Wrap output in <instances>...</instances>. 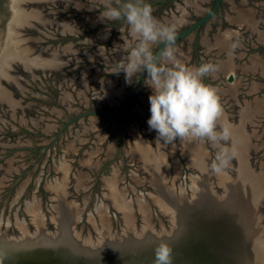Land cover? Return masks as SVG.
I'll use <instances>...</instances> for the list:
<instances>
[{"label":"water","instance_id":"95a60500","mask_svg":"<svg viewBox=\"0 0 264 264\" xmlns=\"http://www.w3.org/2000/svg\"><path fill=\"white\" fill-rule=\"evenodd\" d=\"M223 1L215 0L204 16L176 34L175 41L191 35L211 21ZM159 2L165 0L152 4ZM71 3L80 9L86 4L85 0H0V111L9 113L14 122L1 119L0 113L5 127L16 129L17 122L20 126L41 128L44 133L53 131V118L43 114L44 108L26 105L24 99L30 90L28 85L43 81V78L52 76L58 79V103L69 112L76 110V97L81 103L88 102L89 91L96 94L95 106L104 102L116 104L123 94L125 83L119 82L118 77L104 78L101 76L104 70L101 69H79V62L84 59L108 60L103 48L92 54L72 57L77 53L72 44L63 48L38 44L44 35L47 36L46 28L75 34L80 24L86 26L85 16L77 20L66 17L55 21L57 17L53 14L58 13L55 7H68ZM189 5L199 8L198 0L189 2ZM87 9L92 7L87 6ZM181 13L186 14V10L181 9ZM48 15L52 17L47 18ZM260 20L256 22L258 27L259 23H264L263 19ZM87 21L90 22L89 19ZM245 21V27L250 28L248 19ZM129 36L132 37L130 31ZM132 40L137 43L135 38L132 37ZM162 47L164 45L159 44L155 54ZM130 48L131 38L124 39L122 44H114L111 49L113 58L126 62L128 53L125 49ZM218 50L216 56L222 58H218L220 62L228 63L226 60L232 55L231 50L227 53L229 56H225L226 50L222 46ZM178 52L179 49L176 50ZM181 56L176 58L185 65V57ZM230 60L233 62L234 59ZM229 65L222 72L214 73V77L220 78L225 85L219 91L220 95L234 109L233 120L227 119L225 113L221 118L222 123L231 126L238 151V157L226 171L220 175L211 172L207 142H181L178 138L166 151L167 145L162 140L157 141L156 131L150 130L147 125V140L135 132L124 144L126 155L137 158L145 174L143 179L136 178V182L152 191L147 195V202L137 199L136 206L133 201L131 204L127 202L126 206L125 190L118 187L119 180L113 176L103 177L107 198L115 213L110 214L109 207L105 206L94 216L83 218V207L75 205L72 197L85 188L90 178L87 170L97 168V162H92L94 151L86 152L88 157L79 162L77 171L71 173L68 157L86 141V134L97 128L94 117L109 121L123 118L143 88L147 78L145 71L138 77L119 114L109 116L95 110L81 112L70 118L55 134L53 141L45 145L46 148L53 146L67 128L76 121L82 123L78 135L69 143L66 159L57 168L58 176L45 186L51 195L50 211L41 214L37 209L28 210V221H19L14 226L0 220V264H154V250L162 242L173 247V264H264V160L257 155L261 145L256 142L257 130L252 128L264 115V107L247 114V119L243 121V108H254L261 101L245 97L247 92L242 86L243 78L239 77L241 71L255 73L258 67L245 69L247 65H253L252 62L237 64L235 69ZM231 74L236 75L233 82L227 80ZM250 90L252 92L254 88ZM149 93H146L147 97ZM62 110L57 108L49 112L59 116ZM148 111L151 116L150 108ZM87 116L90 117L89 123L84 124L82 119ZM179 152L193 174H183ZM17 169L14 161L5 162L0 175V188ZM113 184L119 192L117 202L115 188V192L111 190ZM152 206L157 208V212H153Z\"/></svg>","mask_w":264,"mask_h":264},{"label":"rangeland","instance_id":"374dc122","mask_svg":"<svg viewBox=\"0 0 264 264\" xmlns=\"http://www.w3.org/2000/svg\"><path fill=\"white\" fill-rule=\"evenodd\" d=\"M146 1L148 0H144V2ZM191 1L194 0H174L167 7L152 6L153 16L156 17L159 22H165L164 24L166 25H174L177 34L197 19L196 14H193L191 10L186 9L188 3ZM85 2L86 4H84L81 9L75 8L73 3L69 4L68 7L63 5L55 7L58 13L53 15L57 17L55 21H61L66 17H69L72 20H77L78 18L85 16L86 19H84V22H87L86 26L80 24L75 34H63L60 31L55 30V28H52L51 30L50 28H46L44 31L47 36L44 35L38 44L42 47L52 46L62 48L66 45L72 44L73 50L77 51L76 55H71L72 57H78L82 54H92L99 48H103L105 50V57H107L108 60L88 61L84 59L79 62V65L81 66L79 69L82 70L85 67H91L92 71L101 69L104 70L101 74L104 78H109L115 75L126 81L125 74L119 75V73H116L118 66L122 62L119 59L116 60L113 58L111 49L114 48V44H122L124 39L127 41L131 38L129 36V25L123 19L112 21L102 17V12L105 11V6L109 0H85ZM210 2H212V0L201 2V13L203 12L204 14L208 12L210 9ZM225 2L226 3L221 12L204 26L201 30V34H205L209 29L211 35H214L218 28H234L235 31H239L241 39V44H236L237 52L239 54V63H249L251 59L257 58L262 60V65H264V44L258 42V40L255 39L256 36L251 37L250 34L246 32L245 26L230 24L225 19L226 15L231 11V3H234L237 7L242 6L249 10L251 9L261 12L264 9L262 7L264 0H225ZM86 5L92 7V9H87ZM112 6H117L114 0H112ZM181 9H185L186 14H182ZM50 16L51 15H48L47 18ZM87 19H89L90 22H88ZM51 20L53 19L51 18ZM175 20L177 23H174ZM261 31L264 33V27L261 28ZM195 34L196 31L183 39L175 41L174 44L175 48H180V53H183V56L185 55V57L189 58L185 61V66L188 67H198L195 63ZM34 35L38 36L40 34L35 33ZM157 46L158 44L152 46L153 53ZM182 46L186 47L184 52H182V48H184ZM128 50L130 51L131 49ZM199 53L201 64L209 62L218 64V60H216L217 56H215L213 52L207 50L203 44L199 45ZM176 55H179V52L176 53ZM111 69L113 70L111 71ZM80 70H77L78 73ZM140 74L141 73L136 74L134 82L132 81L130 84L127 83L130 87L128 89L129 91L119 98L120 101L125 100L127 97L126 95L129 92H132L135 88L137 77H139ZM51 77L48 79L43 78V81L29 84L28 89L30 90L27 91L24 99L26 105H31L36 109L44 108L43 114L47 117L50 116L53 118L52 123L55 124L53 131L44 133L41 128L21 127L17 122H15L17 128L13 129L11 126L5 127L6 125H4V122L0 120V175L2 174V168L6 161L12 160L18 167L17 171L12 173L5 184L0 188V220L11 226H14L15 223L22 220L28 221V210L30 209H37L41 214L46 213L47 210L50 211L52 206L50 200L51 195L45 188L47 194L45 195L46 198H43V193L39 189L42 186H46L47 182L58 176L55 167H58L66 159L65 153L68 149L69 143L74 141L75 137L78 135V130L82 128V123L76 121L71 127L67 128L59 140L50 149L46 148L45 145L51 143L59 129L78 112L90 108L107 111L105 110L107 109L105 108L107 105L105 103L95 106L97 103L96 94L93 91H89L87 93L88 102L81 103L76 97L74 101L76 110L69 112L64 108V105L57 102L60 90L57 86L51 83ZM239 77L243 78L242 86L244 91L247 92L245 97L248 99L258 98L264 104V68L259 66L258 71L255 73L241 71ZM207 78L208 81L205 83L218 90L227 119L233 120V107H231L229 103H227L225 97L219 93L225 85L220 78H215L214 74L209 75ZM235 78L236 75L231 74L227 80L233 82ZM132 84L133 86L131 87ZM250 88H254V91L251 92ZM149 90L150 87L144 83L141 93L132 104L131 114L127 116L123 123L122 132L118 131L116 121L114 123H109L102 118L94 117L95 121L99 123L97 128L89 131L86 134L87 140L79 145L78 150L74 154L68 157L71 173L77 171L79 168V162L88 157L85 155L86 152L94 151V154H92V162L93 164H96L97 162V168L94 170H87L90 178L86 183L85 188L72 197L75 205L83 207V218H85V216L89 217V215L94 216L97 210L99 211L100 208L102 209L105 206L109 207L110 214L115 213V210L111 206V201L107 198V186L103 181V177L113 176L119 180L118 187L125 190L126 202L129 201L131 204V201H133V205L135 206L137 199L142 203L147 202V195L151 194V189L148 186H143L136 182V178L143 179L145 174L141 170L137 158L131 156V160H129V157L123 152V147L125 140H128L129 138V132H131L132 136L134 132H136L137 135L143 137L145 140L149 138V130L147 129L148 116L145 115L148 106L144 101V96ZM57 108L63 109L61 115L58 116L49 112V110ZM114 111L115 110H112L110 112L113 114L115 113ZM0 113L2 115L1 119L8 123L12 121L9 113L3 114L2 111H0ZM89 119V116L83 118V123L88 124ZM252 128L257 130L258 135L256 142L261 145L260 151L257 155L264 160V115L258 119V125ZM121 139L123 140L121 141ZM19 141L20 143L18 144ZM120 142L122 144H120ZM205 142L207 141L205 140ZM119 144L123 145V147L119 146ZM166 145V151H169L172 144ZM94 146L96 147L95 150L92 149ZM206 150L211 154L210 158L211 162H213L217 151L209 142H207ZM43 154V158L40 159L39 156ZM179 159L183 163V174H193V172L187 168L186 160L182 157L180 152ZM168 160L172 162L170 157H168ZM129 173L131 174L130 179L125 177ZM181 181L186 183L184 179H181ZM113 188L117 189L116 185ZM126 191H129V193ZM152 210L154 213L157 212V208L154 206H152Z\"/></svg>","mask_w":264,"mask_h":264},{"label":"clouds","instance_id":"9594fccd","mask_svg":"<svg viewBox=\"0 0 264 264\" xmlns=\"http://www.w3.org/2000/svg\"><path fill=\"white\" fill-rule=\"evenodd\" d=\"M112 0L105 6L102 17L125 20L130 35L137 40L127 51L126 62L116 73H125L126 83H132L137 73L147 72L145 83L152 89L149 96L151 116L147 123L157 133V141L174 144L185 141H207L217 149L210 170L215 175L226 171L238 157L233 130L221 122L224 107L218 90L205 83V78L219 71L215 63L188 67L176 58L174 25L161 24L153 9L144 0ZM162 44L158 54L152 46ZM236 44L232 45L234 50ZM154 264H173V247L162 242L156 246Z\"/></svg>","mask_w":264,"mask_h":264},{"label":"crops","instance_id":"0c3cea01","mask_svg":"<svg viewBox=\"0 0 264 264\" xmlns=\"http://www.w3.org/2000/svg\"><path fill=\"white\" fill-rule=\"evenodd\" d=\"M204 1H207V0H198V5H199V10L200 11H202L201 2H204ZM231 5H232L231 6V11H230L229 14L226 15V18H225L226 21L229 22L230 24L245 26V22H246L245 20H247V19L248 20L253 19V20H256V22L259 21L260 19L264 20V11L257 12L256 10H251V9L249 10V9L244 8L242 6L237 7L234 3H231ZM263 6H264V3H263ZM189 7L192 8V6L189 5L188 7H186V9L188 10ZM183 11H184V9H183ZM246 14H248V15H246ZM260 22H261V20H260ZM262 27H264V23H262V24L259 23V27L257 28V30H253L252 31L251 27L248 28V26H247V28L246 27L245 28H246V32L249 33L251 37L252 36L253 37L256 36L255 39H257L260 42H262V41L264 42V33H263V31H261ZM197 38L200 39V44H203L204 47H206L207 50L213 52V54L215 56L217 55V52L219 51L218 49L221 47L220 44L221 45L227 44L226 46H228L229 49L228 50L225 49L226 50L225 56L226 55L229 56L227 53H228L229 50H231L232 55L230 56V58L234 59L233 62L236 64V66H237V64H241L238 61L239 60V54L237 52L238 51L237 47L234 50L232 49V47H230L233 44H241L240 43L241 42L240 33H239V31H235L234 28H230V29H228V27L227 28H218L215 31L214 35L213 34L211 35L210 29H209V30H207V32L205 34L204 33L203 34H199V33L195 34V39L197 40ZM189 43H191V42H189ZM191 44H193V43H191ZM135 45H136V43H135V41L132 40V37H131V48L134 47ZM182 47H184V46H182ZM185 48L186 47L182 48V50H183L182 52L185 51ZM175 49L176 50L179 49V51H180V48H175ZM179 54H180V52H179ZM181 54H183V53H181ZM178 56L179 55H176V57H178ZM184 57H185V55H184ZM180 58H181V55H180ZM218 58L222 59L221 57H218ZM230 58L227 59L226 62H229ZM188 59L189 58L185 57V61L188 60ZM220 59H218L219 67L221 65L224 66L223 62H220L221 61ZM235 59H238V60H235ZM250 62H252L253 65H247L248 68H254L255 69V68L259 67V66H262L264 68V65H262V60H259L257 58H253V59L250 60ZM226 65H227V63H226ZM222 71L223 70L221 69L218 72H222ZM111 77H114V78L118 77L119 82L122 81V82L125 83L124 92H123V94H121L118 97V100H119V98L121 96H124L126 94V92L128 91L127 90L128 89V84L126 83V81L120 79L119 76L113 75ZM148 92H150L149 94L151 95V93H152L151 88H150V90ZM146 97H147V94L144 97V101H145ZM148 98L149 97H147L148 102L145 101V104L148 106L147 108L149 110L150 103H149V99ZM148 110H147V112H145V115L148 116V119H149L150 115H149V111ZM140 111H141V109H140ZM86 140H87V138H86Z\"/></svg>","mask_w":264,"mask_h":264},{"label":"flooded vegetation","instance_id":"af4514ba","mask_svg":"<svg viewBox=\"0 0 264 264\" xmlns=\"http://www.w3.org/2000/svg\"><path fill=\"white\" fill-rule=\"evenodd\" d=\"M156 1H158V0H148V1H146L145 3H148V4H150L151 5V7L152 6H161V7H167L168 5H170L174 0H165V2H159V3H155V4H152V3H154V2H156ZM214 2H215V0H212V2H210L209 3V5H210V9L213 7V5H214ZM194 3V2H193ZM226 2H225V0L223 1V3H222V5H221V8H220V10H219V12H221V10L223 9V7H224V4H225ZM199 6V5H198ZM262 7H264V6H262ZM189 10H191L192 11V13L193 14H196L197 15V19L196 20H198L199 18H201L202 16H204L206 13H204L203 14V12L201 13V11L199 10V8H194V7H192V8H188ZM209 9V10H210ZM208 10V11H209ZM264 11V10H263ZM218 12V13H219ZM262 12V11H261ZM192 13H190V14H192ZM217 13V14H218ZM260 14V13H259ZM195 20V21H196ZM191 25V24H190ZM189 25V26H190ZM206 25V24H205ZM205 25H203L199 30H197L196 31V34L197 33H199V34H201V30L204 28V26ZM188 26V27H189ZM187 27V28H188ZM186 29V28H185ZM184 29V30H185ZM183 31V30H182ZM181 32V31H180ZM258 42H260V41H258ZM261 44H264V42L262 41V42H260ZM159 45V44H158ZM199 45H200V39H198L197 38V40H196V42H195V44H194V46H195V48H194V50H195V63H196V65L197 66H199V65H201V60H200V53H199ZM158 47V46H157ZM230 47H232V46H230ZM156 49L157 48H155V50H154V54H155V52H156ZM118 70V69H117ZM122 74H125L123 71H121V72H119V75H122ZM134 79H135V77H134ZM134 79H133V82H134ZM137 80H138V77H137ZM208 81V78L206 77L205 78V82H207ZM57 82H58V79H56V78H54V77H51V83L53 84V85H57ZM145 83V82H144ZM136 84H137V82H136ZM133 86V84L131 85V87ZM136 86V85H135ZM143 87H144V85H143ZM130 87H129V84H128V89H129ZM127 89V90H128ZM143 89V88H142ZM131 90V89H130ZM134 90V89H133ZM133 90H132V92H133ZM129 91V90H128ZM142 91V90H141ZM132 92H129L126 96V99L125 100H122V101H120V100H118V102L116 103V104H109V103H107V102H104L105 104H107L106 105V107L105 108H107V109H105V110H107V111H100V110H95V111H100V112H103V113H105V114H107V115H109V116H116L117 114H119V112L121 111V109H122V107H123V105L126 103V101H127V99L129 98V96L131 95V93ZM141 93V92H140ZM145 96H146V94H145ZM144 96V97H145ZM58 98V97H57ZM57 102H58V99H57ZM104 105V104H103ZM103 108V107H102ZM92 108H90V109H87V110H85V111H90ZM92 110H94V109H92ZM112 110H115L114 112L115 113H111L110 111H112ZM85 111H82V112H85ZM109 112V113H108ZM79 113H81V112H78L77 114H79ZM76 114V115H77ZM129 114H131V108L126 112V114L123 116V118L120 120H116V122H117V125H118V131L119 132H122V130H123V123L125 122V120H126V118H127V116L129 115ZM74 117V116H73ZM99 117V116H98ZM85 118V117H84ZM99 118H102V117H99ZM102 119H104V118H102ZM104 120H106V119H104ZM106 121H108L109 123H114L115 121H109V120H106ZM97 124H99V123H97ZM22 126H24V125H21V127ZM98 126V125H97ZM121 134V133H120ZM120 138H122V137H120ZM129 139H131V132H129V138H128V140ZM123 139H121V141H122ZM128 140H125V143H127V141ZM124 143V144H125ZM120 144H122L121 142H120ZM119 144V146H122L123 147V145H120ZM126 145V144H125ZM125 145H124V147H123V149H124V151L123 152H126V149H127V147H125ZM51 147H53V146H50L49 147V149L51 148ZM36 151H38V150H36ZM126 154V153H125ZM43 156H44V154L43 155H41V156H39L40 157V159H42L43 158ZM126 156H128L129 157V160H131V156H129V155H126ZM57 168L58 167H55V171H57ZM52 169H53V167H52ZM51 169V170H52ZM54 171V170H53ZM126 178H131V174L129 173V174H127V176H125ZM45 186H42L39 190H41V192L43 193V198H46L45 197V195L47 194V190L45 191ZM126 190H128V189H126ZM127 193H129V191L127 192ZM51 205V204H50ZM111 206H112V204H111ZM111 213H113V212H111ZM114 214V213H113ZM85 218L86 219H88V217H86L85 216Z\"/></svg>","mask_w":264,"mask_h":264},{"label":"bare ground","instance_id":"6f19581e","mask_svg":"<svg viewBox=\"0 0 264 264\" xmlns=\"http://www.w3.org/2000/svg\"><path fill=\"white\" fill-rule=\"evenodd\" d=\"M246 15H248V14H246ZM250 17V16H249ZM249 21V23H250V26H251V30L253 31V30H257V28H258V26H257V23H256V20H253V19H250V20H248ZM227 44H223V45H221L222 46V48H224V49H226V50H228L229 48H228V46H226ZM182 55V54H181ZM179 58H180V56H178ZM182 57V56H181ZM231 63V65H229ZM230 66L232 69H235V68H237V66H236V64L234 63L233 64V62H231V60L227 63V65L226 64H224V66H220L219 67V70H225L227 67L226 66ZM248 69L249 70V68L246 66L245 67V69ZM152 94V93H151ZM264 107V104H263V102H261V103H259L258 105H256L254 108H251V107H248V106H246L245 108H243V113H244V119H243V121H245L246 119H247V117H248V115H250L251 113H255L256 112V110L258 109V108H263ZM248 114V115H247ZM244 123V122H243ZM237 128H239V126H237ZM135 133V132H134ZM137 146V145H136ZM139 146H140V144H139ZM142 150H143V148H142ZM113 186H115L114 184H113ZM111 190H113L114 191V188L112 187L111 188ZM115 191H116V189H115ZM114 191V192H115ZM117 193V194H116ZM116 193H115V195H114V197L116 198V201L115 202H117V198H118V196H119V192L118 191H116ZM126 195V194H125ZM126 198V197H125ZM129 202V201H128ZM125 205L127 206V202H125ZM30 210H33V209H30ZM232 255H235V253L234 252H232Z\"/></svg>","mask_w":264,"mask_h":264}]
</instances>
